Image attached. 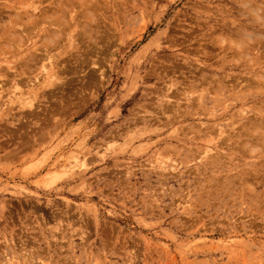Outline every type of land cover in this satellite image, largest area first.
<instances>
[{
  "label": "rangeland",
  "instance_id": "rangeland-1",
  "mask_svg": "<svg viewBox=\"0 0 264 264\" xmlns=\"http://www.w3.org/2000/svg\"><path fill=\"white\" fill-rule=\"evenodd\" d=\"M0 25V264H264V0Z\"/></svg>",
  "mask_w": 264,
  "mask_h": 264
},
{
  "label": "bare ground",
  "instance_id": "bare-ground-1",
  "mask_svg": "<svg viewBox=\"0 0 264 264\" xmlns=\"http://www.w3.org/2000/svg\"><path fill=\"white\" fill-rule=\"evenodd\" d=\"M47 1V0H46ZM53 5V4H52ZM51 8V7H50ZM42 9V8H41ZM51 10V9H50ZM48 12V11H47ZM46 12V13H47ZM50 12V11H49ZM40 17V16H39ZM1 26V25H0ZM41 31H42V29H41ZM48 31V30H47ZM48 33H49V31H48ZM38 34V33H37ZM66 35V34H65ZM49 36V35H48ZM55 36V35H54ZM59 36V35H58ZM65 38V37H64ZM54 39H56V38H53L52 39V41L54 40ZM57 41V40H56ZM17 46V45H16ZM34 59H35V57H34ZM38 59V58H37ZM30 60V59H29ZM36 60V59H35ZM36 62H38V60L36 61ZM31 66V65H30ZM2 69V68H1ZM6 70V69H5ZM17 71V70H16ZM16 73V72H15ZM14 73V74H15ZM9 74V73H8ZM33 75V74H32ZM11 76V75H10ZM15 76V75H14ZM20 76H21V74H20ZM16 77V76H15ZM3 78V77H2ZM6 78H7V76H6ZM14 78V77H13ZM26 78V77H25ZM34 78V77H33ZM16 79V78H15ZM7 81V80H6ZM10 83H12V82H10Z\"/></svg>",
  "mask_w": 264,
  "mask_h": 264
}]
</instances>
